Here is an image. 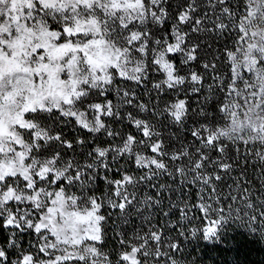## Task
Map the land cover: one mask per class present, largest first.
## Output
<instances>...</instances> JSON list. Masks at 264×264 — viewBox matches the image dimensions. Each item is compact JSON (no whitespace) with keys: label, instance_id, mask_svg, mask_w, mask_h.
<instances>
[{"label":"snow or ice","instance_id":"1","mask_svg":"<svg viewBox=\"0 0 264 264\" xmlns=\"http://www.w3.org/2000/svg\"><path fill=\"white\" fill-rule=\"evenodd\" d=\"M260 116L264 0H0V264H188L178 237L260 232Z\"/></svg>","mask_w":264,"mask_h":264},{"label":"trees","instance_id":"2","mask_svg":"<svg viewBox=\"0 0 264 264\" xmlns=\"http://www.w3.org/2000/svg\"><path fill=\"white\" fill-rule=\"evenodd\" d=\"M230 148L233 150L234 146ZM101 191H103V186H101ZM196 199L193 195L191 203L195 204ZM190 215L194 217L190 227H203L206 224L202 212L193 209ZM178 219L179 214L177 213L173 220ZM258 227H260V232L250 235L239 222L233 223L223 233L219 242L202 239L185 242L183 237H178L176 231H173L171 235L178 237L180 242L185 244L183 255L188 264H264V239L260 234L264 232V226ZM111 235L112 233L109 232V236ZM112 246L110 242L109 247Z\"/></svg>","mask_w":264,"mask_h":264},{"label":"rangeland","instance_id":"3","mask_svg":"<svg viewBox=\"0 0 264 264\" xmlns=\"http://www.w3.org/2000/svg\"><path fill=\"white\" fill-rule=\"evenodd\" d=\"M241 100H243V97H241ZM239 105L236 103H233L232 105V116H225L222 120L219 121L220 127L217 128V131L221 133V135L224 137V139L228 140L229 142L234 141L237 137H239L241 140H243L245 137L241 136L242 127L236 126L234 127V122L239 125V117L237 112L235 111L236 108H238ZM247 107V106H246ZM241 112L244 111V109H240ZM249 111H254V109H249ZM248 121L245 119L243 121V127H248ZM252 132L246 133V137L248 140H251L253 137V134L257 133L261 129H264V116H260L257 118L255 122L251 125ZM234 133V134H233ZM261 136L264 137V131L260 132ZM232 145H229L231 147ZM241 151H243V146H241ZM233 153H235V147L233 149ZM208 221L206 220V224ZM204 224V225H206Z\"/></svg>","mask_w":264,"mask_h":264}]
</instances>
